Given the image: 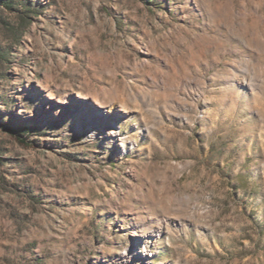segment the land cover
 Instances as JSON below:
<instances>
[{
  "label": "rangeland",
  "instance_id": "1",
  "mask_svg": "<svg viewBox=\"0 0 264 264\" xmlns=\"http://www.w3.org/2000/svg\"><path fill=\"white\" fill-rule=\"evenodd\" d=\"M0 264H264V0H0Z\"/></svg>",
  "mask_w": 264,
  "mask_h": 264
},
{
  "label": "bare ground",
  "instance_id": "2",
  "mask_svg": "<svg viewBox=\"0 0 264 264\" xmlns=\"http://www.w3.org/2000/svg\"><path fill=\"white\" fill-rule=\"evenodd\" d=\"M213 18L215 19L219 15V11H214L212 13ZM225 23V22H224ZM227 25V24H226ZM235 34H229V36H234ZM236 38V37H235ZM233 38V39H235ZM218 39V38H217ZM232 39V38H230ZM237 41L244 47H250L251 49L255 50L254 47H251L248 40L242 36L237 35ZM216 47V46H215ZM245 62V61H244ZM245 67H247V63H244ZM47 92L45 93L44 97H42V108L45 111L46 115H51L54 119H59L61 117H64L66 114H71L73 110L81 106V102L79 99L85 98L84 96H81L78 94V100H60L55 97H53L52 92L48 89H45ZM108 106L104 105L99 100H94L90 104V111H89V118L93 123H99L102 125L103 129L106 131V133L111 137L114 138L117 134L116 129L112 126V123L109 121L110 115L112 112L116 109L114 106ZM83 108V106L81 107ZM120 110H122L124 113H128V109L126 107L121 106ZM123 256L125 258L129 259H137V260H143L146 256L145 249H127L125 250Z\"/></svg>",
  "mask_w": 264,
  "mask_h": 264
}]
</instances>
